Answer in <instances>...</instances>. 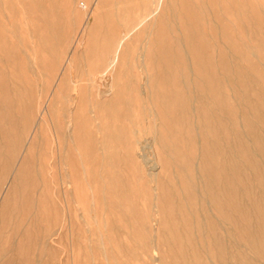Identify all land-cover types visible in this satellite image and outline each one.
Segmentation results:
<instances>
[{
	"label": "rangeland",
	"instance_id": "obj_1",
	"mask_svg": "<svg viewBox=\"0 0 264 264\" xmlns=\"http://www.w3.org/2000/svg\"><path fill=\"white\" fill-rule=\"evenodd\" d=\"M148 3L0 0V264H264V0H163L100 103Z\"/></svg>",
	"mask_w": 264,
	"mask_h": 264
},
{
	"label": "bare ground",
	"instance_id": "obj_2",
	"mask_svg": "<svg viewBox=\"0 0 264 264\" xmlns=\"http://www.w3.org/2000/svg\"><path fill=\"white\" fill-rule=\"evenodd\" d=\"M136 1V0H135ZM148 4L146 5L144 11L142 12V14L140 16H134L133 18H128L125 22L124 25H122V29H121V33L119 34V37L110 45V48L108 49V51L106 52V56L104 57L103 60V64H102V68L95 74H93L92 76H90L88 78V81L86 83V88L90 91L94 90L95 91V95H96V99L98 100V102H104L108 100V96L111 94L112 92V85L110 82V77H111V72L112 69L114 68V66L117 64L120 55L122 56L123 50L125 48V42L126 40H128L131 37V34L134 30H136L137 28L141 27L151 16L155 15L161 8L162 6V2L163 0H148ZM79 5V4H78ZM82 6V4H80ZM83 5H85V3L83 2ZM211 7V6H210ZM111 8V7H109ZM210 9V8H209ZM29 10V9H28ZM230 13V12H229ZM49 15L47 14V17ZM41 17V16H40ZM42 18V17H41ZM117 19V18H116ZM64 24V23H63ZM244 26V25H243ZM144 27H142L143 29ZM61 29V28H60ZM64 29V28H63ZM140 29V28H139ZM145 29V28H144ZM147 33V32H146ZM12 34V33H11ZM145 34V33H144ZM15 38V37H14ZM67 41V40H66ZM21 42V41H20ZM41 43V42H40ZM39 43V44H40ZM77 43V42H76ZM20 44V43H19ZM158 46V45H157ZM26 47V46H25ZM27 48V47H26ZM73 48V47H72ZM86 48V47H85ZM34 49V48H33ZM25 50V49H24ZM34 56V55H33ZM188 58V56H187ZM189 59V58H188ZM96 63V62H95ZM242 65V64H241ZM240 65V66H241ZM203 67V66H202ZM5 74V73H4ZM214 74V73H213ZM212 74V75H213ZM38 75V74H37ZM36 75V76H37ZM4 76V75H3ZM75 77V75H74ZM52 78V77H51ZM204 79V78H203ZM58 80V79H57ZM113 81V80H112ZM210 81V80H209ZM208 81V82H209ZM7 83V82H5ZM11 83V82H10ZM63 83V82H62ZM60 84V83H59ZM114 84V83H113ZM115 85V84H114ZM142 87V86H141ZM12 88V87H10ZM19 89V88H18ZM142 89V88H141ZM72 90L75 92H77V86L73 85ZM20 92V90H19ZM143 93V92H142ZM79 95V94H78ZM77 95V96H78ZM74 97V96H73ZM152 97V96H151ZM39 98V97H38ZM77 98V97H76ZM149 98V97H148ZM128 99V98H127ZM155 99V98H154ZM38 100V99H37ZM78 100V99H77ZM96 100V101H97ZM59 101V100H58ZM81 101V100H80ZM42 102V101H41ZM155 102V101H154ZM46 103V102H45ZM89 103V102H88ZM91 103V100H90ZM156 103V102H155ZM28 104V103H27ZM44 104V103H43ZM73 104V103H72ZM94 104V103H93ZM158 104V103H157ZM34 105V104H33ZM62 105V104H61ZM90 105V104H89ZM29 106V105H27ZM35 106V105H34ZM38 106V105H37ZM48 106V105H47ZM157 106V105H156ZM91 109L89 110L90 112H94V105H92L90 107ZM34 109V108H33ZM49 109V108H48ZM72 109V108H71ZM73 110V109H72ZM103 110V109H102ZM241 111V110H240ZM72 112V111H71ZM151 116V115H150ZM65 119V118H64ZM54 121V120H52ZM158 121V120H157ZM49 122V121H48ZM71 122V121H70ZM248 122V121H247ZM55 123V122H54ZM157 123V122H156ZM210 123V122H209ZM250 123V122H249ZM27 124V123H26ZM61 125V124H60ZM66 125V124H65ZM70 128V127H69ZM162 128V127H161ZM71 130V129H70ZM165 130V129H164ZM136 131V130H135ZM66 135V134H65ZM255 135V134H253ZM256 136V135H255ZM70 139H72V136ZM149 137V136H148ZM150 138V137H149ZM256 138V137H254ZM150 140V139H149ZM72 141V140H71ZM73 142V141H72ZM141 142V141H140ZM147 142V140H146ZM66 144V143H65ZM137 143H135L136 146ZM233 144V143H232ZM235 144V142H234ZM105 145V144H104ZM140 145V144H139ZM143 145V144H142ZM148 146V145H146ZM151 146V145H150ZM149 146V147H150ZM65 147V145H64ZM140 147V146H139ZM176 147V146H175ZM99 148V147H98ZM105 148V147H104ZM112 148V147H111ZM141 148V147H140ZM148 148V147H147ZM170 148V147H169ZM174 149V148H173ZM176 149V148H175ZM102 150V149H101ZM108 150V149H107ZM111 150V149H110ZM141 150V149H140ZM137 147H135L134 149V154L137 155V157H141V151H140ZM147 150V149H146ZM96 151V150H95ZM148 151V150H147ZM144 156V155H143ZM143 156L141 157V159L143 158ZM153 157V156H152ZM151 158V157H150ZM160 158V157H159ZM140 159V158H139ZM234 159V158H233ZM150 160V159H149ZM146 161L145 159H143V162ZM235 161V160H234ZM149 162V161H148ZM154 162V161H153ZM63 163V162H62ZM107 163V162H106ZM121 163V162H120ZM147 163V162H146ZM148 164V163H147ZM151 165V164H150ZM63 166L64 163H63ZM68 166V165H67ZM147 166V165H146ZM154 166V164H153ZM157 166V165H155ZM152 169V166L149 167V170ZM84 170V168H83ZM258 170V169H257ZM66 173V170H65ZM68 173V172H67ZM66 173V174H67ZM223 173V172H222ZM84 175V174H83ZM150 175V174H149ZM61 177V176H59ZM68 179V178H67ZM223 179V178H222ZM69 182V181H68ZM208 183V182H207ZM215 186V185H214ZM217 187V186H216ZM245 190V188H244ZM72 191V190H71ZM70 192V191H69ZM248 192V191H247ZM237 193V192H236ZM142 194V193H141ZM155 194V193H154ZM137 195V193H136ZM143 197H145L143 195ZM147 197V196H146ZM72 198V197H71ZM154 199V197H153ZM208 200V199H207ZM36 205V204H35ZM1 206V205H0ZM2 207V206H1ZM4 208V207H3ZM10 209V208H9ZM221 212V211H220ZM223 212V211H222ZM4 213V212H3ZM96 219L95 217H93V220ZM152 220V219H151ZM154 220V219H153ZM96 222V221H94ZM88 225V224H87ZM156 225V224H155ZM25 226V225H24ZM88 229V228H86ZM155 233V232H154ZM101 235V234H100ZM154 236V235H153ZM214 236V235H212ZM89 241V240H88ZM101 241V240H100ZM252 244V243H251ZM155 245V244H154ZM102 247V246H101ZM35 253V251H34ZM154 254V253H153ZM92 255V252H91ZM159 255V254H158ZM66 258V257H65ZM67 259V258H66Z\"/></svg>",
	"mask_w": 264,
	"mask_h": 264
}]
</instances>
